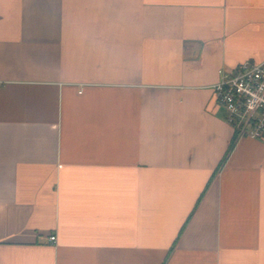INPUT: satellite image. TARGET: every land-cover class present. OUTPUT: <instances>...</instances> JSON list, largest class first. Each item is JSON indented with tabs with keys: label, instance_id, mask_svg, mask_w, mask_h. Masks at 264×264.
<instances>
[{
	"label": "crops",
	"instance_id": "1",
	"mask_svg": "<svg viewBox=\"0 0 264 264\" xmlns=\"http://www.w3.org/2000/svg\"><path fill=\"white\" fill-rule=\"evenodd\" d=\"M263 61L264 0H0V264H264Z\"/></svg>",
	"mask_w": 264,
	"mask_h": 264
},
{
	"label": "built area",
	"instance_id": "2",
	"mask_svg": "<svg viewBox=\"0 0 264 264\" xmlns=\"http://www.w3.org/2000/svg\"><path fill=\"white\" fill-rule=\"evenodd\" d=\"M220 74L215 93L237 138L264 141V61L244 62L230 70L222 69ZM55 239V235L50 236V240Z\"/></svg>",
	"mask_w": 264,
	"mask_h": 264
},
{
	"label": "trees",
	"instance_id": "3",
	"mask_svg": "<svg viewBox=\"0 0 264 264\" xmlns=\"http://www.w3.org/2000/svg\"><path fill=\"white\" fill-rule=\"evenodd\" d=\"M236 139H237V136H236V134H234V136H233L232 139H231V142H230V144H229V147H228V149H227V152H226L225 156H227L228 153L233 149V147H234V145H235V143H236Z\"/></svg>",
	"mask_w": 264,
	"mask_h": 264
}]
</instances>
